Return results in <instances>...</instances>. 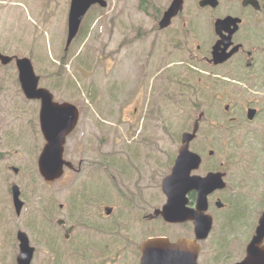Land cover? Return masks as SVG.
<instances>
[{"label":"rangeland","instance_id":"1","mask_svg":"<svg viewBox=\"0 0 264 264\" xmlns=\"http://www.w3.org/2000/svg\"><path fill=\"white\" fill-rule=\"evenodd\" d=\"M1 1L10 5L15 1L16 8L13 10L16 11L10 12L7 4L0 6L4 7L0 11V51L31 58L35 72L40 76V86L50 90L57 102L70 101L81 109L82 125L67 144L65 158L67 155L70 157L74 150H82L78 145L82 138L87 142L84 146L89 147V141H107V132L97 129L94 122L107 120L102 111L112 110L113 114L116 112L117 115L123 111L127 117L133 112L136 100H141L139 109L143 111L144 101L137 97L131 99L128 95L129 84L149 64H152L154 70H158L164 52L168 62L166 67L170 64L173 50L166 45L165 37L159 35L156 29L157 19L161 18L172 0H107L106 9L95 7L86 15L81 31L67 55L64 48L71 0ZM1 1L0 3H3ZM199 1L184 0V12L173 22L170 32L166 35L169 39L175 37L179 59L186 57V38L192 36L196 30L193 27L196 24L192 19L197 16L200 26L210 25L208 16L204 15L206 11H201L198 6ZM219 1L220 6L216 10L206 13L213 17L235 14L239 11L242 0ZM171 69L173 68H167L165 72ZM227 70L248 76L244 67L240 65H230ZM257 71L258 76L264 78V66H260ZM112 80L118 85L115 95ZM150 81L149 101L152 98L154 100V93L161 78L154 76ZM232 86L243 88L244 97L261 107V116L255 124L246 125L242 118H239L236 127L247 132L252 127L261 126L260 132L254 133V136H258L259 146L264 149V82L250 86L236 84ZM191 87H194V84L188 88ZM144 89H147V84ZM176 91L179 94L172 102L174 104L168 103ZM184 91V86L177 83L166 86L164 92L165 176L170 172L178 151L177 144L172 145L169 141L170 134L174 131L180 138L188 128L192 114L189 105L191 93L190 91L183 93ZM26 101L19 85L16 66L0 65V264H17L18 241L16 239L14 244L13 238L15 234L17 236V230L24 231L30 239L31 246L36 249L31 264H137L134 257L126 254V243L121 230L116 234H110L112 249L109 256L102 258L97 247L105 243V239L93 229L86 230L82 225L75 230L70 241L65 240L57 220L61 216L67 218L69 213L66 208L59 207L72 197L82 198L81 177L69 174L53 185H47L41 177L38 169L41 140L37 142L38 146L30 145L34 138L25 128L28 126L25 121L34 116L30 112L34 103L29 109ZM175 110H178L177 119L171 113ZM38 115L37 106L35 116L38 118ZM32 125L35 127L34 123ZM17 129L20 130V134L16 133ZM16 134L23 136L28 143L23 146L16 141ZM192 150L207 158L208 150L201 149L199 143L192 145ZM215 151L213 160L225 157L224 148L218 147ZM250 158L251 155L247 154L238 157L241 165L250 166L245 171L246 177L243 182L245 189L235 202L236 215L234 216L232 210L216 212L214 232L201 244L200 264L236 262L254 233L253 228L264 210L257 208L255 200V195L260 196L264 192V171L263 176H259L264 164V151L259 155V159L257 156H254L255 160ZM210 164L211 161L205 159L200 173L209 168ZM227 164L232 171L239 168L233 160ZM12 167L18 168L19 172L14 173ZM232 180H236L234 175ZM14 185L19 186L24 202L19 217L15 214L13 206ZM261 206L263 205H259ZM86 207L90 215L94 216L97 206ZM71 208L73 209L72 203ZM46 209H49L48 214L45 213ZM221 216L227 221L234 217L227 223ZM84 230L86 232L81 239L80 235ZM178 230L179 234L185 233L182 227Z\"/></svg>","mask_w":264,"mask_h":264},{"label":"flooded vegetation","instance_id":"2","mask_svg":"<svg viewBox=\"0 0 264 264\" xmlns=\"http://www.w3.org/2000/svg\"><path fill=\"white\" fill-rule=\"evenodd\" d=\"M7 5L10 7H8V10L13 13L14 6H10L9 3ZM3 8L1 7L0 11ZM207 9L201 8L202 11ZM204 15L208 16L210 20L208 14ZM236 17H239L242 21L239 30L232 37L233 45L227 52L231 51L236 45H239L240 48L222 64H214L212 60L213 47L218 42V38L215 40L213 38L211 20L209 26H200L197 16L192 19L196 24L193 25L196 30L192 36L186 38L187 54L183 59H179L177 56L175 37L169 39L166 36L170 30L156 29L159 35L165 37L166 45L170 46L173 51L171 53L172 58L169 61L170 64L167 67V55L164 52L158 70H154L152 64H149L129 84L128 95L131 99L135 97L142 99L145 103V109L140 110L139 102L141 100H136L133 112L127 117L123 111L120 115H117L116 112L113 114L112 110L102 111L107 120L94 122L97 129L107 132V141L92 140L89 141V147L84 146L87 142L82 138L78 142L82 150H74L70 157L66 156V160L71 162L72 165L71 167H65L62 178H66L69 174H77L78 177H81L80 184L82 188V198L72 197L65 204L61 203L59 207V209L66 208L69 213L67 218L61 216L57 220V223L59 220L63 222L60 228L66 241H70L75 230L82 225L86 230L93 229L95 233L102 235L105 239V243L97 247L102 258L110 255L112 249L110 234H116L118 230H121L126 243V254H129L131 258L134 257L137 264H140L141 245L149 238L164 237L173 244L181 239L195 238L193 221L168 222L159 211L163 208L166 200L162 189L165 177L164 123L166 112L164 111V92L166 86L177 83L184 86L185 91L183 93L189 91L191 93L189 105L192 114L187 130L182 133L180 138L174 131L171 132L169 141L172 145L177 144L179 151L184 144V133H193L197 124L198 131L195 138L189 143V148L192 150V145L199 143L200 148L208 150V152L207 158L199 153L202 157V164L198 171H191V176L205 177L209 173H215L220 175L218 185H225L224 187H217L207 197V213L213 218V229L216 223L217 211L232 210L234 216L236 215L237 205H235V202L245 189L243 183L246 177L245 171L250 166V164L241 165L238 162V157L241 154H247L251 155L250 159L255 160L254 156L259 159V155L264 151L259 146L258 136H254V133L258 134L260 132L261 126L252 127L247 132L236 127L239 118H242L244 124L251 125V121L247 122L244 119L245 113L248 110H255V118L259 117L262 113L261 107L254 105L253 100L244 97L243 92L245 90L243 88L232 86L233 84L250 86L264 82V78L258 77L255 70V67L264 66V45L261 46V42L264 43V19L262 16H253L246 13ZM159 21L160 18L157 19V26ZM257 36L261 38L256 39ZM11 64H7V66ZM230 65L244 67L248 76L228 72L227 69ZM1 67L4 66L1 65ZM171 67L173 69L166 73L167 68ZM170 74L172 75L168 78ZM154 76L161 78V82L154 93V100L152 98L149 101L150 79ZM111 82L115 95L118 91V85L113 80ZM146 84L147 89H144ZM192 84H194V87L189 89L188 87ZM14 85L16 87V84ZM173 94L175 97L179 92L176 91ZM175 99L171 97L169 102L172 103ZM28 101L32 102L31 105L34 103V107H31L30 110L34 116L25 121L28 124L25 128L30 131L34 138V142L30 145L38 146L37 142L41 140L42 147H44L46 141L40 120L42 102L39 99H28ZM37 106L39 107L38 118L35 116ZM171 113L177 119L178 110ZM78 115L77 125L66 137L65 151L70 139L81 128L82 112L80 107ZM33 123L35 127H33ZM84 128H87L86 122ZM16 133L20 134V130L17 129ZM17 134L16 141L22 143L25 138L21 135L17 136ZM90 135L95 137L91 133ZM14 143L16 144V142ZM218 147L226 150L225 157L213 160L216 155L215 149ZM205 159L211 161V166L200 173ZM232 160L239 165L237 170L232 171L227 164ZM263 171L264 164L259 173ZM233 175L236 180H232ZM89 182L91 184H88ZM84 190L87 192L85 193ZM263 194L264 192L260 196L255 195L259 210L263 207H259V205H263ZM197 196L198 192L195 189L188 192L187 198L189 199L190 208L196 207ZM87 205L97 206L94 216L90 215ZM47 210L49 209H46V214H48ZM222 219L227 223L231 220L227 221L223 217ZM181 227L185 229L183 234H179L178 228ZM66 228L68 237H66ZM86 230L81 233V239ZM13 238L16 241V234ZM245 251L246 248L243 249L241 258Z\"/></svg>","mask_w":264,"mask_h":264},{"label":"water","instance_id":"3","mask_svg":"<svg viewBox=\"0 0 264 264\" xmlns=\"http://www.w3.org/2000/svg\"><path fill=\"white\" fill-rule=\"evenodd\" d=\"M251 3L258 6L256 0H245L244 5ZM95 4L102 7L107 6L106 0H72L69 13V34L67 39V48L76 37L81 22L88 10ZM210 4L213 7L218 5L217 0H204L201 5ZM183 0H173L170 8L164 13L160 22L161 28H166L171 21L180 12L183 11ZM237 22L231 17L216 22V31L222 35L232 24ZM236 29L231 30L229 36L223 44L226 49L232 44L231 37ZM236 47L233 52L237 51ZM219 44L214 47L213 55L215 63H223L232 53L225 55V50L219 52ZM16 60L19 70V80L22 91L29 99H39L42 102L40 120L41 128L46 139V146L43 149L38 167L41 176L47 183H53L62 177L64 166L71 167V163L64 159V151L67 135L75 128L78 122V109L71 103L58 104L54 102L51 92L44 88H38L40 78L36 75L34 67L29 58H18L6 56L0 53V60L3 64H8ZM254 111L249 113L252 119ZM195 134V133H194ZM193 135L187 134L184 138L185 145L180 149L179 156L172 169V173L164 180L163 189L168 198L163 211L167 221L185 222L192 220L195 225V240H182L177 244H171L165 238L148 239L142 244L141 264H197V258L200 251L198 241L208 237L213 220L206 215L208 210L207 196L220 183V175L210 173L204 178L199 176L191 177L190 173L198 169L201 164V158L198 154L191 152L188 148L189 142ZM18 172L17 169H15ZM195 189L198 192L196 208H189L187 194L190 190ZM14 204L16 210L20 213L23 203L20 200L18 187H14ZM62 223V221H59ZM66 237H68L66 229ZM18 240L20 242V253L17 257V264H31L35 248L30 245V240L26 233L19 232ZM264 214L260 218L259 226L256 229L255 236L251 239L246 249L245 258L236 264H264Z\"/></svg>","mask_w":264,"mask_h":264}]
</instances>
